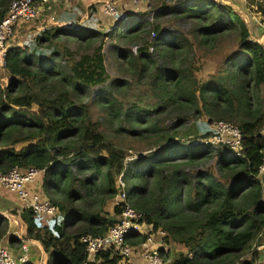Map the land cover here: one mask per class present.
<instances>
[{"label": "trees", "instance_id": "16d2710c", "mask_svg": "<svg viewBox=\"0 0 264 264\" xmlns=\"http://www.w3.org/2000/svg\"><path fill=\"white\" fill-rule=\"evenodd\" d=\"M12 1L0 0V20ZM248 1L264 12V0L256 4L255 0ZM152 12L154 19L171 16L189 24V29L185 34L174 36L159 26L153 27L152 45L162 64L152 60L153 73L148 77L153 83L165 85L168 92L159 109L143 116L154 112L159 115L167 107L177 114L174 123L162 134L163 139H169L167 147L160 153L150 152L136 159L130 169L124 165L127 155L105 142L97 124L87 120L83 106L75 104L78 94L90 87H102L109 80L102 52L104 43L96 41V33L56 28L36 37L38 45L64 35L89 47L90 51L73 61L60 78H57L60 71L59 74L56 71L52 54L35 61L25 54L26 49L7 51L6 68L11 79L6 87L0 88V174L14 167L44 170L42 193L64 213V221L38 219L29 211H22L21 216L27 223L28 237L37 238L39 230L48 235L41 240L48 253L47 264H84L79 237L99 236L114 221L91 209L92 195L101 191L113 198L116 194L114 176L122 171L130 206L144 213L155 228L166 231L174 244L192 253L191 258L181 255L174 264H234L236 257L250 248L264 231V175L257 179L264 158V108L248 105L246 108L251 84L256 88L264 85V45L250 38L238 13L213 0H178L169 5L163 3ZM149 15L129 16L135 33ZM227 36L233 37L237 46L233 56L227 59L236 76L212 75L199 82L191 60L194 46L205 47ZM147 46L139 48L135 57L141 66L140 76L147 69L149 57L144 53ZM243 52L249 55L247 60ZM73 55L70 52V56ZM225 81L233 82L235 89L227 90L223 86ZM120 84H123L121 80H115L109 87L115 90V85L119 88ZM100 100L111 103L106 95ZM34 105L37 111H32ZM243 105L246 112L242 110ZM201 116L208 117L209 123L229 122L242 133V159L232 162V156L217 154V168L225 172L224 183H213L208 173L186 178L178 171L181 162L191 166L209 154L207 146L180 144L171 138L184 122ZM125 117L128 121L132 119L130 113ZM138 120V123L146 122L141 117ZM159 128L154 119L147 130L158 133ZM129 133L137 134L134 130ZM25 143L29 145L17 146ZM147 178L154 182L149 184ZM85 200L87 202L80 205L79 202ZM180 200L185 209L200 217L195 230L190 221L186 222L187 228L178 221L176 210ZM117 213L114 208L115 216ZM6 231L7 221L0 216V240ZM139 242L135 240L134 244Z\"/></svg>", "mask_w": 264, "mask_h": 264}, {"label": "rangeland", "instance_id": "374dc122", "mask_svg": "<svg viewBox=\"0 0 264 264\" xmlns=\"http://www.w3.org/2000/svg\"><path fill=\"white\" fill-rule=\"evenodd\" d=\"M176 1L178 0H146L140 7L128 5L126 8L122 9L124 18L119 21H114L107 17L96 16V9L92 8V14H89V18L83 20V22L79 24L81 32L85 34L94 32L98 36L96 41L98 42L101 40L104 43L102 52L104 54V65L109 80L107 84L102 87H90L83 93L78 94L75 99V104L76 106H83L82 109H85L87 120L90 123L97 124V128L104 136L105 142L111 143L115 148L122 150L127 155V158L124 161V165L127 169L131 168L133 161L136 159H139L150 152L160 153L168 145L167 141L169 139H163L162 134L166 127L171 126V124L174 123L177 111L167 107L164 108L159 115L157 114L158 116L154 115L155 112L149 116L144 117L143 115L146 112H149L150 114L151 111L159 109L164 104V98L166 92H168L165 85L153 83L151 77H148V74L151 75V70L153 68V65H151L152 60L156 63L158 62L159 64H162V61L157 56L158 54H156V49H154L153 53H150L149 51V48L153 46L152 43L155 38V34L152 35L153 27L159 26L168 31L169 35L174 36L185 34L189 29V24L175 20L171 16L154 19V12L152 11L158 9L163 3L169 5L174 2L176 3ZM238 1L242 3L244 7L243 11L240 10L244 17H240L243 21L246 20L247 25L250 26V21L251 18L253 20L254 13L252 6L255 5H250L248 0ZM260 1L261 0H255L254 4L259 3ZM141 13H148L150 15L143 19V27L139 32L135 33V28L129 20V16ZM244 23L246 24L245 21ZM51 29H56V27H51ZM149 31L150 33L148 34ZM32 41L33 42L24 45L21 44V48L26 49L25 54L30 55L35 61L40 58H47L52 54L54 61L53 64L56 66V71H58V74L60 71L57 78L62 77V73L67 72L69 66L73 61L78 59L81 54L90 51L89 47L77 44L73 38L64 35H59L50 43H43L42 45H38L34 39ZM144 44L148 45L144 53H148L149 58L146 60L147 69H145L143 75L140 76L139 71L141 66L139 62L135 60V57L138 49L145 46ZM236 47L234 38L228 36L218 38L216 42L205 47L194 46L192 57L191 55L190 57L194 66L196 79L199 82H204L212 75H221L224 78H234L236 76V71L234 68H229L231 64L227 62V59H230L233 56ZM135 49H137L136 53L134 52ZM70 52L74 54L73 57L70 56ZM242 54L246 60L249 58V55L246 52H243ZM124 56H126V58ZM1 78L3 80L0 81V88L3 89L7 86L10 79L7 73H5L4 76H1ZM115 80H121L123 84H120L119 88L115 85L116 89L113 90L109 85ZM233 85V82L228 83L226 81L223 84V86L230 91L235 89ZM171 88L170 85L169 91H171ZM105 95L111 102L110 104H106L105 101L100 100L102 97H105ZM248 95L250 100L249 103L246 104V108L247 105L248 107L259 108L260 110L264 108V85L256 88L252 83L250 88H248ZM246 108L243 105L242 110L246 112ZM32 111H37V106H32ZM127 113H130L132 116V119L129 121L125 117ZM140 117L146 122L138 123ZM154 119L158 122L159 129H161L158 133L147 130ZM208 121L209 118L206 116L186 121L183 125L176 128L171 134V138L173 141H178L180 144L191 145V141L193 142V140L198 139L200 134H208ZM234 124L237 125V123ZM130 130L136 131L137 134H130ZM28 145V143L24 144V146ZM207 149L209 150V154L206 158L191 166H184V162H181L178 171L186 178L196 176L197 174L208 173L213 183H224L223 175L225 172H221L217 168V154L231 155L230 153H225V150L221 148ZM240 159L242 158L230 157L232 162L233 160L238 161ZM71 171L74 172L75 168L72 167ZM115 179L116 175L114 176V182ZM147 179L149 184L154 182L152 178ZM99 183L100 182H97V184ZM193 183H195V181H193ZM184 190V195H186L188 187L184 188ZM115 195L113 198H108L107 195L101 191L93 193L91 209L99 211L98 214H100V216H104L107 219H113ZM86 202L87 201L85 200V202L79 203L80 205H84ZM178 205L179 207L177 210L175 209L178 221L186 228L188 227L186 222L190 221L192 230H195V227L198 225V220L200 219L198 214L185 209L182 200L178 202ZM64 216V213L59 211L56 220L63 222L65 218ZM260 235L262 236L256 242L257 245L252 248V250H254L252 252L249 250L250 253L248 252V256L246 257V251L238 255L234 264L255 263L253 256L257 257L255 253L258 254V252L255 251V248L261 243L264 231H262ZM26 246L29 250L28 243H26ZM11 255L14 257L12 252Z\"/></svg>", "mask_w": 264, "mask_h": 264}, {"label": "built area", "instance_id": "2783aa9c", "mask_svg": "<svg viewBox=\"0 0 264 264\" xmlns=\"http://www.w3.org/2000/svg\"><path fill=\"white\" fill-rule=\"evenodd\" d=\"M145 1L103 0L101 9L107 18L119 21L124 18L121 6L140 7ZM49 4L50 0H13L9 4L6 14L0 20V72L7 73L6 54L9 42L15 38L17 26L37 21L45 8L50 10ZM252 9L255 26L263 36L264 12L258 11L255 6H252ZM47 16L46 21L40 23L36 37L43 31L51 29L50 25L56 22L54 15ZM136 51L137 49L134 52ZM149 51L153 53L154 47L151 46ZM208 125V135L199 136L198 139L191 141L192 145L226 149L231 156L243 158L242 133L238 127L225 121H213ZM43 172L44 170L39 171L35 168L14 167L7 173L0 174V186L17 198L24 211L31 212L38 219L56 220L59 210L42 190L30 191L31 185H39V177H43ZM263 175L264 158L258 168L257 179H261ZM114 184L116 190L114 208L118 211L114 221L103 234L99 236L86 234L78 239L84 250V264H133V260H137L135 264H174L175 260L169 255L170 238L167 232L155 228L144 213L135 210L127 202L124 171L116 176ZM134 239H139L140 242L134 244ZM263 249L264 246L258 248L259 251ZM19 252L14 258L11 250L0 244V264H30L27 247L22 245ZM185 256L191 258L192 253L188 252Z\"/></svg>", "mask_w": 264, "mask_h": 264}, {"label": "crops", "instance_id": "0c3cea01", "mask_svg": "<svg viewBox=\"0 0 264 264\" xmlns=\"http://www.w3.org/2000/svg\"><path fill=\"white\" fill-rule=\"evenodd\" d=\"M103 0H50V10H47L45 8L44 11H42V16L34 22L27 23V24H21L18 25L15 30V38L9 42V49L12 48H21V44H27L29 42H33L32 40L36 42V33L39 28V25L41 22L46 21L47 15H54L56 22L54 25H50L51 27H56L59 29H65V30H80L81 27L79 24L83 22V20H86L89 18V14H92V8L96 9V16H102L106 17L101 9V2ZM218 4L226 5L232 8L236 13H238L240 16L244 15L240 12V10L243 11L244 7L242 3H240L238 0H213ZM142 6V5H141ZM123 8H126L127 6H121ZM250 38L258 42L262 45H264V35L262 36V33L257 27L254 25V19L250 21V26L247 25ZM50 27V28H51ZM153 68L151 70L152 74ZM5 73L0 72V81L3 79L1 76H4ZM11 79V77H9ZM182 113V112H180ZM209 133V129H208ZM200 136H202L200 134ZM26 144V143H25ZM29 144V143H28ZM17 146H21L20 148H23L24 144H19ZM27 147V146H24ZM216 149V148H212ZM222 149V148H221ZM227 151L226 149H224ZM228 152V151H227ZM42 183V177H39V185H31L30 191L31 192H38V190H42L41 188ZM23 207L21 206L20 202L17 200V198L7 192L6 189L0 186V216L6 219L7 221V231L6 234L3 236V238L0 240V244L7 246L14 257H17L19 255V251L21 249L22 245L26 246V243L29 245L28 250V258L30 261V264H47L48 261V253L45 251L43 244L41 240L47 239L48 235H45L41 230L36 232L37 238H30L27 236V223L22 218ZM115 214L113 215L114 218ZM53 220V219H52ZM60 223V221H58ZM262 235H260L252 244L251 248H248L246 250V256H248V252H252V248H254L256 242L261 238ZM14 240V243H11L10 241ZM169 255L173 260H177L181 255L187 254V249L184 246L174 244L171 240H169ZM263 242V243H262ZM264 246V236L262 237L261 243L256 246L255 251L258 252L255 253L257 255L253 256L255 259V262L264 264V249L258 250V248H262ZM27 247V246H26ZM170 247V248H169ZM28 249V248H27ZM249 252V253H250ZM253 254V255H255ZM137 260H133V264H135Z\"/></svg>", "mask_w": 264, "mask_h": 264}]
</instances>
